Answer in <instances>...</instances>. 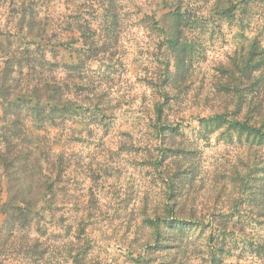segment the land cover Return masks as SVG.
I'll use <instances>...</instances> for the list:
<instances>
[{
  "label": "rangeland",
  "instance_id": "1",
  "mask_svg": "<svg viewBox=\"0 0 264 264\" xmlns=\"http://www.w3.org/2000/svg\"><path fill=\"white\" fill-rule=\"evenodd\" d=\"M164 1L189 15L184 37L194 48L185 83L170 93L161 81V0H0V30L32 37L54 66L81 54L74 22L96 29L106 16L104 52L87 73V86L100 87L79 97L83 114L58 128L23 121L42 175L60 182L38 192L34 183L36 197L19 199L0 172V264H264V184L253 179L264 183V142L199 122L224 114L264 132V0ZM56 39L68 50L52 58ZM252 46L262 52L260 82L228 80ZM54 66L39 77L68 83V71ZM179 169L182 204L170 213L164 186ZM164 216L184 222V232L157 235L145 222Z\"/></svg>",
  "mask_w": 264,
  "mask_h": 264
},
{
  "label": "trees",
  "instance_id": "2",
  "mask_svg": "<svg viewBox=\"0 0 264 264\" xmlns=\"http://www.w3.org/2000/svg\"><path fill=\"white\" fill-rule=\"evenodd\" d=\"M161 1V8L166 9V12L161 15L162 24H164L161 29L162 43L164 49L168 52V58L163 64V79L161 81L164 83L167 81L168 90L165 92L170 93L171 91L176 92V89H180L185 83L184 68L191 61L194 48L184 37L185 29L190 21L189 15L182 12L179 6L169 5L164 0ZM38 2L46 3L50 0H38ZM105 18L106 16L100 19L96 29L93 28L94 24L91 20L84 21L85 26L83 24L81 26L79 21L74 22L72 28L74 33L72 34L73 37H77L76 40L79 42L81 54L75 50L73 52L77 54L75 62L64 67L57 64L54 66L53 60L50 62L46 60L45 47L42 45L34 47L36 43L35 40H31L32 37L27 40L28 35L24 39V37L17 34V39H15L10 32L4 34L0 30V51L7 54H4L3 65L0 69V172L2 175L4 174L7 189L15 190L19 199L36 197L34 193H31L34 191V183L37 186L35 191L38 192L39 186H44L42 190L49 191L51 190L50 186H54V182L56 186L60 182L59 179L58 181L55 178L51 180L50 176L48 178L42 175V165H39L29 150L28 145L31 138L30 135L25 134L23 121L30 119L39 125V130L40 126L43 125L58 128L66 120L83 114L81 106L77 105L79 97L82 96L84 91L94 92L95 89L100 87V80L96 86L88 87L90 84H88L89 77L87 73L89 71L88 64L104 52V49L99 52L98 48L103 45L101 40L103 39L102 32L106 27ZM19 21H17L16 27H18ZM112 21L113 19H110L109 23L111 24ZM31 23L30 19L23 18V22L20 21V26L23 25L26 30L31 29ZM17 40L24 41L23 46H19L12 51L14 42H17ZM76 40L71 44L74 45ZM2 42H4V46H2ZM56 48L64 51L68 50L66 49L67 43L65 44L56 39L52 48H50L51 52H49L52 53V58L56 56V52L59 53ZM257 49V46H252L246 57L242 58L244 62L234 64L236 72H230V76H227L228 80L241 84L240 79L234 78V75L237 74L246 81H252V85L260 82L262 75H255V73L261 71L262 52H257ZM50 66L52 68L53 66L55 68H65L70 75L68 83L65 80H55L54 78L49 80L45 77H39V71L47 68L51 69ZM154 79L156 78H149L150 83ZM69 96L71 97L68 98ZM156 112L158 120L162 115V109L156 108ZM236 113H240V111ZM199 122L203 127H211L210 132L225 125L229 136L232 132L238 137L245 136L247 139L251 138L258 143L264 142V132L261 128L249 125L245 119L239 120L235 117L229 121L223 114L203 118ZM38 139V136L34 137L35 141ZM55 160L58 163L55 162L57 166H55V163L52 165V170L62 165L61 157L58 156ZM154 168H157L156 163H154ZM59 172H61V169ZM59 172L57 177L60 178L61 174ZM178 173L179 176L175 175L177 182L173 178H169L170 174L167 175L166 186H164L165 197L169 202L167 210L170 208V213H172L174 205L182 204L179 198L185 186L181 185L185 184L186 179L184 177L185 173L183 174L180 169ZM253 179L264 184L260 176L253 177ZM176 184L177 186H175ZM259 196L262 197V193ZM170 203H172V206L169 207ZM145 222L157 235L163 229L171 232L177 230L180 235L185 230L182 226L184 222L168 219L165 216L162 219L159 217L149 218ZM184 226L190 229L188 224L185 223Z\"/></svg>",
  "mask_w": 264,
  "mask_h": 264
}]
</instances>
